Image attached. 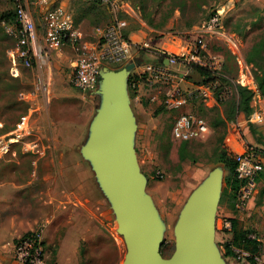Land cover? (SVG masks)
I'll list each match as a JSON object with an SVG mask.
<instances>
[{
	"label": "rangeland",
	"instance_id": "rangeland-1",
	"mask_svg": "<svg viewBox=\"0 0 264 264\" xmlns=\"http://www.w3.org/2000/svg\"><path fill=\"white\" fill-rule=\"evenodd\" d=\"M127 1L132 9L128 21H137L149 28L151 45L153 40L161 37L182 43L186 40L197 41L199 37L207 41L212 52L225 57L222 82L230 84L232 88V93L223 101L203 100L184 110L202 117L210 127V132L198 139L181 141L174 138V121L181 111L169 110L164 104L150 106L148 103L144 108L135 110L131 145L133 159L154 219L161 257L169 259L177 249L176 227L182 213L213 174L220 177L215 217L219 220L234 218L229 217L222 207H227L231 214L240 210L236 207V196L226 189L228 170L219 160V153L223 149L230 150L227 136L230 135L232 118L235 121L238 116L232 111L239 98L237 81L253 86L254 82L257 84V76L264 68V59L260 56L255 55L254 62L247 60L252 46L264 34V0ZM73 2L75 18L83 19L87 28L104 26L113 19V14L104 4L87 0ZM222 6L226 7L222 12L221 29L227 33V37H222L225 41L218 40V34L201 37L199 33L193 32ZM15 10L14 0H0V180L24 184L30 180L31 184L18 190L8 188L2 191L6 203L1 205L0 200V264L14 262L11 233L19 234L25 225L37 222V219L36 227L46 224L47 218L52 217L53 203L59 201L58 197L66 198L58 193V183L41 179L48 173L61 171L63 167L51 161L60 153L48 139L49 123L52 122L50 113H60L73 121L72 125L86 129L85 126L92 122V113L97 106L96 97L72 85L68 75L70 72L66 70L51 74L49 100L43 98L38 87L37 71L27 66L20 57L23 46L15 31ZM183 68L180 66V72ZM242 76H245L246 81L241 79ZM262 104L264 107V102ZM24 114H30L32 131L29 134L16 129L17 121ZM98 121L99 116L94 123ZM263 126L250 127L255 129V138L261 143L264 154V140L256 129ZM82 127H79L80 130ZM84 129L81 130L83 135L86 133ZM251 144L255 145L256 142ZM25 157L28 162L23 159ZM158 171L162 177H158ZM258 188L264 201V169L258 177ZM97 192L100 194L97 220L86 227V234L77 250L76 262L125 264L128 249L124 235L119 231L118 211L104 191L102 179L100 192L98 189ZM64 213L68 214L69 211ZM226 242L217 237V253H220V245ZM58 247V240L53 244L47 243L45 264H55ZM231 257H222L221 260L224 264H255ZM69 260L63 255L61 264H69ZM256 264H264V259L261 258Z\"/></svg>",
	"mask_w": 264,
	"mask_h": 264
},
{
	"label": "built area",
	"instance_id": "built-area-1",
	"mask_svg": "<svg viewBox=\"0 0 264 264\" xmlns=\"http://www.w3.org/2000/svg\"><path fill=\"white\" fill-rule=\"evenodd\" d=\"M106 5L113 19L104 26L94 28L97 40L87 46L76 31L70 27L66 9L56 5L51 0H14L16 7L17 23L15 31L19 43L23 46L20 57L23 62L37 71L38 87L46 101L49 100L52 56L53 50L65 44L70 45L79 54L71 76L72 85L79 91L91 93L95 91L99 72L103 64H124L131 56L135 47L126 34L128 19L125 15H131V7L127 0H87ZM42 9V23H37L34 9ZM131 9V10H130ZM124 13V16L122 14ZM121 14V15H120ZM223 13L216 10L209 16L202 26L196 27L194 33L203 35H217L221 32ZM144 47H151L146 42ZM161 62L150 64L142 74L135 76L132 87H136L141 79L149 85L166 86L164 105L169 110H180L189 105L203 101H223L232 93L230 84L221 82L226 65L225 57L221 53L212 52L208 42L202 38L190 43L186 48L178 52L160 50ZM180 66H198L207 69L214 80L199 83L194 87L182 88L180 80L183 71ZM253 82V80H252ZM237 84L247 86L254 91L253 110L245 117L244 122L251 125L264 124V99L255 84L237 81ZM236 131L240 126L235 122ZM16 129L29 134L31 130L30 114L22 115L16 123ZM210 132V127L202 117L192 113L181 111L176 117L172 129L174 138L187 141L202 138ZM2 148V146H0ZM235 174L242 183L238 192L236 207L244 209L247 202L255 194L258 188V176L264 169V154L254 144H249L244 150L234 153ZM158 177H162L160 171ZM230 226V222H225ZM45 224L22 234L13 243V258L20 264H45L47 246L45 242ZM251 238L256 239L252 234ZM235 258L248 260L251 253L242 248L234 247ZM262 256L256 255V262L261 261Z\"/></svg>",
	"mask_w": 264,
	"mask_h": 264
},
{
	"label": "crops",
	"instance_id": "crops-1",
	"mask_svg": "<svg viewBox=\"0 0 264 264\" xmlns=\"http://www.w3.org/2000/svg\"><path fill=\"white\" fill-rule=\"evenodd\" d=\"M73 1L74 0H51L54 4L61 5L66 9L71 29L79 33L82 41L86 43L87 46H91L97 40L94 35V28L97 26L93 25L91 28H87L83 19L80 18L77 20L75 18V14L73 13ZM41 10L42 9L39 8L34 9L35 17L39 25L42 23ZM128 16L129 15H126L127 19ZM126 34L135 47L132 49L131 56L126 63L103 64L101 66L97 87L95 91L90 93L91 96L96 97L97 99V106L95 107V111L92 113V122L85 126L86 129L79 125V127H82L81 130H86L85 135L81 133L79 127L71 124L73 121H69L60 113H58V115L55 114V112L50 113L52 122L49 123L48 139L51 141V144L59 149L60 153L51 158V161L58 163L63 167L61 168V171L48 173L41 179L50 183H58V193L66 196V198L63 197L62 199L58 197L59 201L53 203L54 209L51 215L52 217H48V221L45 224L44 236L46 246L47 243L53 244L56 240H58L59 243L55 264H61L63 255L64 257L66 256V258L70 259L68 261L69 264H78L76 262L77 250L81 239L86 234V227H89L90 223L92 224L97 220L96 210L100 206V194L98 192L96 193V191L98 189L100 192L101 182L94 165V161L87 154L85 148L90 144L93 137V130L96 125L94 122L97 120L98 116L100 117L102 115L104 108L110 101L109 91L111 89V83L108 79V75H117L118 73L124 71L122 76L123 89L125 92L128 111L130 116L133 118V121H135L136 108L142 109L145 107L146 103L150 106L164 104L167 88L164 85L158 84L151 86L145 83L143 79L139 81L136 87H132L131 80L135 76L142 74L150 64L161 62V56L159 54L160 50L178 52L192 43V41L188 40H186L185 43H182L176 40H170L166 37H161L153 40V45H151V47H144L146 42L151 44L152 37L150 36V30L145 24L133 20L128 21ZM223 35L227 37V33L221 31L218 34L217 39L225 41L222 39ZM78 56L79 54L68 44L54 49L52 56V73L66 70L70 72L68 75L71 77L74 72ZM128 64H135V66L128 71L126 70ZM182 71L183 75L180 80V86L182 88L194 87L203 80V77L191 67H184ZM189 106L177 111L187 110ZM245 117L246 116L243 113H240L238 114L237 119L232 121L230 124L232 127L230 135L227 136V144L230 151L233 153L244 150L246 144L254 143V141L256 142L255 145L262 149V147H260L261 143L257 142L251 127L244 122ZM235 122H238V125L240 126L239 132L236 131ZM256 129H258L259 133L262 134L264 140V126L259 128L256 127ZM23 159H26L28 162L27 157ZM30 162L34 163L32 160ZM29 184H31L30 180L27 184L8 180L5 181L4 179L0 180L1 205L2 203H6V201H4L2 191L9 190L8 188L18 190L22 187H26V185L28 186ZM2 209L3 211H6L4 208ZM216 209L217 208L215 207V210ZM222 210L227 212L229 217L236 218L238 220L239 227L250 231V235L252 234L255 236V238L264 247V201L259 188L247 202L244 209L239 211L237 210V212L233 214H231L227 207H222ZM66 211H69V213L65 214L64 212ZM78 211L79 215L77 214ZM215 213H217V211ZM215 218L214 248H216L215 243L217 237H219L220 240L227 242H230L233 238L231 221L228 219L219 220L217 217H214V220ZM227 221L230 222V226L225 224ZM37 222L34 221L25 225L23 230H21V232L17 235H14V232H12V244L22 234L37 228ZM217 228L219 230H217ZM219 252L220 253L218 254L220 259L222 257L225 259L231 257L225 253V243L220 245ZM261 256L262 259H264V252H262ZM231 258L236 259L234 257ZM12 264L20 263L14 260Z\"/></svg>",
	"mask_w": 264,
	"mask_h": 264
},
{
	"label": "water",
	"instance_id": "water-1",
	"mask_svg": "<svg viewBox=\"0 0 264 264\" xmlns=\"http://www.w3.org/2000/svg\"><path fill=\"white\" fill-rule=\"evenodd\" d=\"M134 66L128 64L126 70ZM123 73L108 75L110 101L85 150L94 161L104 191L116 205L128 249L125 264H224L214 248L218 174H213L185 209L182 235L174 255L169 259L161 257L154 219L131 150L133 118L123 89Z\"/></svg>",
	"mask_w": 264,
	"mask_h": 264
},
{
	"label": "trees",
	"instance_id": "trees-1",
	"mask_svg": "<svg viewBox=\"0 0 264 264\" xmlns=\"http://www.w3.org/2000/svg\"><path fill=\"white\" fill-rule=\"evenodd\" d=\"M15 15H16V12H15ZM16 23L17 21L15 22V24ZM255 55L260 56L262 59H264V34L261 36L259 41H257L252 46L251 50L248 53L247 60L249 62H254ZM191 68L196 70L203 77V80L201 81V83H205V82L215 79L211 75V73L205 68L198 67V66H192ZM132 80H131V83H132ZM221 82H222V78H221ZM256 83L264 99V68L261 69L260 74L257 76ZM236 90H237V94L239 98H238L236 106L232 108V111H234L235 115L243 113L245 116H248L253 110V99L252 98H253L254 91L250 89L249 87L243 86L241 84H236ZM232 121H233V118H232ZM251 130L254 134L256 133L255 129L251 128ZM256 140L257 142L259 141L258 138ZM219 160L224 163L225 168L228 170V174L226 175V178H225L226 189L233 192L237 198L238 192L240 190L242 183L236 177V174H235L234 153L228 149H223L222 152L219 153ZM230 221L232 224L233 238L230 242L225 243L226 255L235 257V252L233 250L234 247L246 249L251 253V257L248 259L249 262L256 264L257 262L255 261L254 256L262 255V244L257 239H253L250 237V233H251L250 231L240 228L238 225V220L236 218H231Z\"/></svg>",
	"mask_w": 264,
	"mask_h": 264
},
{
	"label": "bare ground",
	"instance_id": "bare-ground-1",
	"mask_svg": "<svg viewBox=\"0 0 264 264\" xmlns=\"http://www.w3.org/2000/svg\"><path fill=\"white\" fill-rule=\"evenodd\" d=\"M226 10V7H224V6H222L220 9H219V11L220 12H224ZM241 79L243 80V81H246V78H245V76H242L241 77ZM250 79V78H249ZM184 213H185V211L182 213L183 215H184ZM183 215H182V217H181V220H180V223L177 225V227H176V230H177V232H178V238H177V246H178V244H179V242H180V237H181V235H182V230H181V225H183L182 224V218H183ZM119 231L121 232V225H119Z\"/></svg>",
	"mask_w": 264,
	"mask_h": 264
}]
</instances>
